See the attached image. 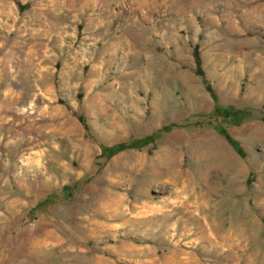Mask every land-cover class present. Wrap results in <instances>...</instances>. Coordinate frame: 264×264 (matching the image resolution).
Segmentation results:
<instances>
[{
    "label": "rangeland",
    "instance_id": "374dc122",
    "mask_svg": "<svg viewBox=\"0 0 264 264\" xmlns=\"http://www.w3.org/2000/svg\"><path fill=\"white\" fill-rule=\"evenodd\" d=\"M0 264H264V0H0Z\"/></svg>",
    "mask_w": 264,
    "mask_h": 264
},
{
    "label": "trees",
    "instance_id": "16d2710c",
    "mask_svg": "<svg viewBox=\"0 0 264 264\" xmlns=\"http://www.w3.org/2000/svg\"><path fill=\"white\" fill-rule=\"evenodd\" d=\"M194 57H195L196 65H197V67L199 68V67H200V59H199V53L197 52V50H195ZM198 72H199V74H202V72H201L200 69H199ZM207 88L209 89V87H207ZM231 144L235 147V149H236L237 151H239L238 148L236 147V145H235L233 142H232Z\"/></svg>",
    "mask_w": 264,
    "mask_h": 264
},
{
    "label": "bare ground",
    "instance_id": "6f19581e",
    "mask_svg": "<svg viewBox=\"0 0 264 264\" xmlns=\"http://www.w3.org/2000/svg\"><path fill=\"white\" fill-rule=\"evenodd\" d=\"M216 154H217V153H216ZM222 159L225 160V158H224L223 156H222ZM225 161H227V160H225Z\"/></svg>",
    "mask_w": 264,
    "mask_h": 264
}]
</instances>
